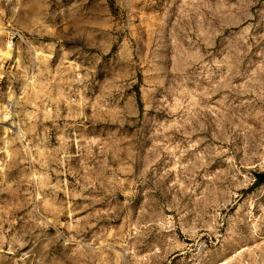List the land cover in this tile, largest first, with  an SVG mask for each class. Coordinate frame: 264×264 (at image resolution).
<instances>
[{"label": "rangeland", "instance_id": "obj_1", "mask_svg": "<svg viewBox=\"0 0 264 264\" xmlns=\"http://www.w3.org/2000/svg\"><path fill=\"white\" fill-rule=\"evenodd\" d=\"M2 24L28 44L0 264H264V0H0Z\"/></svg>", "mask_w": 264, "mask_h": 264}, {"label": "built area", "instance_id": "obj_2", "mask_svg": "<svg viewBox=\"0 0 264 264\" xmlns=\"http://www.w3.org/2000/svg\"><path fill=\"white\" fill-rule=\"evenodd\" d=\"M28 44L27 36L20 30L0 25V85L3 78V68L18 55L23 45ZM11 119V104L6 103L0 108V124Z\"/></svg>", "mask_w": 264, "mask_h": 264}, {"label": "water", "instance_id": "obj_3", "mask_svg": "<svg viewBox=\"0 0 264 264\" xmlns=\"http://www.w3.org/2000/svg\"><path fill=\"white\" fill-rule=\"evenodd\" d=\"M257 176H259V177H260V179L264 178V172H263V173H261V174H258Z\"/></svg>", "mask_w": 264, "mask_h": 264}, {"label": "bare ground", "instance_id": "obj_4", "mask_svg": "<svg viewBox=\"0 0 264 264\" xmlns=\"http://www.w3.org/2000/svg\"><path fill=\"white\" fill-rule=\"evenodd\" d=\"M9 125V124H8ZM14 126V125H13Z\"/></svg>", "mask_w": 264, "mask_h": 264}]
</instances>
